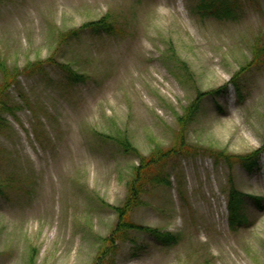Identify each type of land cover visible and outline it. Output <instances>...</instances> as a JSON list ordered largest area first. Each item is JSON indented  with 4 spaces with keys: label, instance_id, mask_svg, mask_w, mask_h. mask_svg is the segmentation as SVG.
I'll return each instance as SVG.
<instances>
[{
    "label": "rangeland",
    "instance_id": "rangeland-1",
    "mask_svg": "<svg viewBox=\"0 0 264 264\" xmlns=\"http://www.w3.org/2000/svg\"><path fill=\"white\" fill-rule=\"evenodd\" d=\"M197 1L0 0L2 67L51 55L85 75L73 86L50 68L17 78L27 100L12 90L20 108L0 129V264H93L117 221L110 206L124 205L138 162L111 138L121 135L143 155L183 141L187 151L163 170L170 185L142 186V203L127 212L176 241L138 234V257L124 243L99 264H264V148L257 170L230 171L258 198L246 199L239 226L228 223L225 167L198 153L264 145V65H248L250 46L264 44V2L215 20L196 15ZM105 14L125 32L57 42ZM242 66L236 90L230 79ZM197 91L215 92L178 135L176 118Z\"/></svg>",
    "mask_w": 264,
    "mask_h": 264
},
{
    "label": "trees",
    "instance_id": "trees-1",
    "mask_svg": "<svg viewBox=\"0 0 264 264\" xmlns=\"http://www.w3.org/2000/svg\"><path fill=\"white\" fill-rule=\"evenodd\" d=\"M247 1L255 0H198L194 5V9L196 15L200 18L202 16V18L210 17L215 20H235L238 16L237 13L239 12L241 4H245L244 2ZM260 1L264 2V0ZM124 32V30L116 27L113 19L108 14H105L97 20L86 21L76 29L59 34L57 42L60 43L70 36L75 37L81 33H88L89 36L92 35L91 37H99L102 35L115 37ZM249 50L251 57L248 65H264V44L262 45L258 41H254ZM47 68L59 71L68 85L73 86V84H79L85 81V75L83 73L76 71L70 64H68V62L58 61L51 55L44 60L29 62L19 70L13 69V67L8 68L4 65L2 67L0 65V129L4 128L6 124L5 116L7 114L14 115L20 108L17 99L15 100L11 97L12 90L16 91L18 96L22 98V101L27 100L23 93L24 91L21 88L22 86L17 79L18 76L44 77L49 73ZM181 68L184 70V72L182 71L181 76L189 74L185 64H182ZM245 69L246 67L242 66L230 79V83H232L236 90L239 88V82L236 80L239 77L237 76L245 71ZM213 92H208L206 94L205 92L197 91L195 93L194 98L183 108L182 114L178 115L176 118V122H178L179 125V130L177 131L178 135H183L186 126L189 123H192L194 118H198L202 113V99L206 97L205 95H210ZM110 137L111 136H109V138ZM111 138L116 141L117 146L121 149L122 153L136 157L138 162L131 167L132 176H130L131 179L127 181L128 195L124 205L110 206L113 212L116 213L117 221L110 235L102 239L106 244H104V247L99 251L96 260L92 262L93 264H99L98 261L104 263L107 254H109L110 251H112L115 258L118 246L124 243L129 246L130 256L135 258L138 257L144 249V246L139 244V239L137 238L138 234H145L153 239L156 244L160 243L161 245H171L176 241L174 235L161 231L160 228L148 227L146 225L132 222L128 219L129 216H127V212L132 205L142 203L139 199L141 193L144 191L142 186L147 184L170 185V180L168 179L169 175H164L163 170L170 159L176 155H184L182 153L187 151L185 150L183 143H181L183 141L180 140L174 142V145L170 147V150L162 151L157 149L155 152V149H153L150 154L143 155L131 144L128 137L121 135L120 138H115L114 136ZM175 145L177 146L175 147ZM262 148H264V145L261 148L254 149V151L244 155H231L222 150L213 151L209 148L198 151V153H200L199 155L211 158L215 165H222L225 167L227 176L225 182L227 186L225 204L227 208L228 223L231 226H239L245 222L242 212L246 206V199L258 198H254L249 194L241 192L237 186L233 184L230 177V171L234 170L236 166L242 168L248 174L257 170L259 168V158Z\"/></svg>",
    "mask_w": 264,
    "mask_h": 264
}]
</instances>
